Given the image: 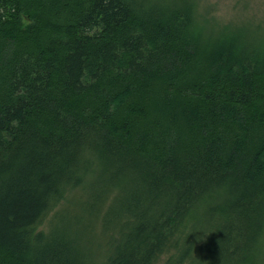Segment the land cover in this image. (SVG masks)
<instances>
[{
  "label": "trees",
  "instance_id": "1",
  "mask_svg": "<svg viewBox=\"0 0 264 264\" xmlns=\"http://www.w3.org/2000/svg\"><path fill=\"white\" fill-rule=\"evenodd\" d=\"M206 20L0 0V264H264V27Z\"/></svg>",
  "mask_w": 264,
  "mask_h": 264
},
{
  "label": "rangeland",
  "instance_id": "2",
  "mask_svg": "<svg viewBox=\"0 0 264 264\" xmlns=\"http://www.w3.org/2000/svg\"><path fill=\"white\" fill-rule=\"evenodd\" d=\"M199 1V12L206 17V21H212V25L207 24L206 27L210 31L216 30L217 26L222 24H230L236 21H251L261 24L264 27V0H197ZM205 27V26H204ZM71 194L68 199H71ZM70 201H63L61 205L48 215L39 231H47L50 222L55 216V212L63 207L70 206ZM68 210V209H67ZM64 211L62 215H75L77 212L76 205L71 207L69 211ZM103 247V245H102ZM97 251L96 255H101L103 248ZM102 251V252H101ZM105 252V251H104ZM170 257V253L160 255L155 264H165Z\"/></svg>",
  "mask_w": 264,
  "mask_h": 264
}]
</instances>
